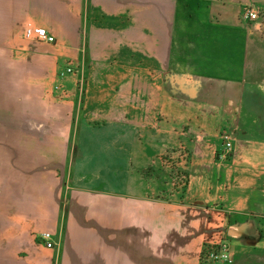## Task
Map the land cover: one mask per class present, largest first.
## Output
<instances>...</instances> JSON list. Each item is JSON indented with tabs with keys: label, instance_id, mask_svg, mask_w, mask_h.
Here are the masks:
<instances>
[{
	"label": "crops",
	"instance_id": "obj_1",
	"mask_svg": "<svg viewBox=\"0 0 264 264\" xmlns=\"http://www.w3.org/2000/svg\"><path fill=\"white\" fill-rule=\"evenodd\" d=\"M222 223L264 264V0H0V264H228Z\"/></svg>",
	"mask_w": 264,
	"mask_h": 264
},
{
	"label": "built area",
	"instance_id": "obj_2",
	"mask_svg": "<svg viewBox=\"0 0 264 264\" xmlns=\"http://www.w3.org/2000/svg\"><path fill=\"white\" fill-rule=\"evenodd\" d=\"M243 18L247 21H256L259 18V12L252 8H247L243 13ZM25 38L28 40H35L42 43L52 44L56 42V38L49 33L46 28L36 27L29 25L25 31ZM78 69L73 65H68L65 69L61 70L59 73L60 79L64 80L70 75H76ZM82 84V81L79 83ZM56 90L61 89V85L55 87ZM226 145L225 152L223 153V158H228L233 150V144L230 137L225 136ZM183 159L185 156L182 157ZM179 184L185 182L186 177L178 176ZM229 232L226 227V223H222L218 227L214 234L209 235L205 239V249L203 254V260L208 263H228L232 264L234 262L231 244L229 242ZM42 240L46 243L48 248H54L53 235L49 232L43 233Z\"/></svg>",
	"mask_w": 264,
	"mask_h": 264
},
{
	"label": "rangeland",
	"instance_id": "obj_3",
	"mask_svg": "<svg viewBox=\"0 0 264 264\" xmlns=\"http://www.w3.org/2000/svg\"><path fill=\"white\" fill-rule=\"evenodd\" d=\"M183 175H184V174H183ZM183 175L180 173V171H178V173H176V174H172V175H171V179H173L174 187L179 185V182H180L179 179H180V178H179L178 176L181 177V176H183Z\"/></svg>",
	"mask_w": 264,
	"mask_h": 264
},
{
	"label": "water",
	"instance_id": "obj_4",
	"mask_svg": "<svg viewBox=\"0 0 264 264\" xmlns=\"http://www.w3.org/2000/svg\"><path fill=\"white\" fill-rule=\"evenodd\" d=\"M243 232V228L239 229V230H230L229 231V235L230 236H238L239 234H241Z\"/></svg>",
	"mask_w": 264,
	"mask_h": 264
}]
</instances>
